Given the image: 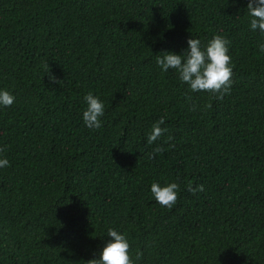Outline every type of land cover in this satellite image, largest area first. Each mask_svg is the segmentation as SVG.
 I'll return each mask as SVG.
<instances>
[{"label": "trees", "instance_id": "trees-1", "mask_svg": "<svg viewBox=\"0 0 264 264\" xmlns=\"http://www.w3.org/2000/svg\"><path fill=\"white\" fill-rule=\"evenodd\" d=\"M248 2L0 0V90L15 97L0 106V264H86L109 228L134 264H264V32ZM216 34L233 64L223 100L157 65ZM90 91L98 130L83 122ZM173 181L169 209L151 185Z\"/></svg>", "mask_w": 264, "mask_h": 264}, {"label": "clouds", "instance_id": "clouds-1", "mask_svg": "<svg viewBox=\"0 0 264 264\" xmlns=\"http://www.w3.org/2000/svg\"><path fill=\"white\" fill-rule=\"evenodd\" d=\"M248 15L250 16V27L253 31L264 32V0H249L247 5ZM222 31V30H221ZM230 41L222 35L216 34L208 42L206 47H202L198 38H189L188 48L181 54L172 51L161 52L156 57V63L163 72L174 69L178 73V78L182 83L190 86L193 92L207 91L214 94V98L223 100L226 94H230L233 83V64L229 55ZM259 50L264 52V43L259 45ZM46 74H49L51 80L60 83L51 75L50 66L44 63ZM86 108L83 111V122L89 128L98 130L102 127L101 117L104 115L105 106L99 96L93 95L90 91L85 95ZM15 102L14 95L8 90H0V106L10 107ZM211 103L205 105V108H211ZM192 110H195L193 107ZM165 122L164 117H160L152 125V130L147 136V143L153 144L167 131L161 127ZM172 137L169 136L168 140ZM174 147V145H171ZM5 147L0 146V154L5 152ZM165 149L157 145L153 149L152 158L155 154L164 152ZM10 162L6 157L0 155V168L9 166ZM187 190L193 194L203 191L202 184L193 186L188 183ZM180 184L173 181L161 186L159 182H153L151 193L155 200L163 207L171 209L177 203ZM107 235L111 239L106 243L98 259L93 258L86 264H134L130 255V243L127 235L113 228L107 230ZM143 253L136 252V260L139 261Z\"/></svg>", "mask_w": 264, "mask_h": 264}]
</instances>
